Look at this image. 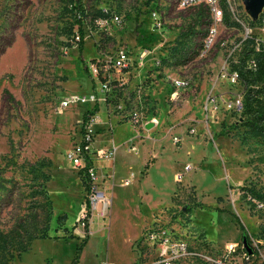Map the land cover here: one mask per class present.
Here are the masks:
<instances>
[{"label":"rangeland","instance_id":"1","mask_svg":"<svg viewBox=\"0 0 264 264\" xmlns=\"http://www.w3.org/2000/svg\"><path fill=\"white\" fill-rule=\"evenodd\" d=\"M229 1L230 27L177 0H0V214L31 206L36 162L53 203L51 238L9 264L75 257L87 191L66 156L96 103L91 152L112 209L106 229L90 226L79 264L134 254L135 264H264V206L250 194L264 191V135L242 125L237 105L243 63L264 50V4L255 18L247 0ZM78 97L86 102L63 107ZM63 214L74 222L67 234ZM217 224L221 239L210 241Z\"/></svg>","mask_w":264,"mask_h":264},{"label":"trees","instance_id":"2","mask_svg":"<svg viewBox=\"0 0 264 264\" xmlns=\"http://www.w3.org/2000/svg\"><path fill=\"white\" fill-rule=\"evenodd\" d=\"M223 10V21L226 26L230 27L233 24L230 22V11L226 0H221ZM197 14L202 15L203 10L197 8ZM210 17V12L208 11ZM81 18H77L78 28L80 31V42L82 41L83 33L81 30ZM211 25V20L207 24ZM208 31L206 32L208 34ZM82 47V44L80 45ZM252 54L250 51L247 56ZM247 67L245 72H240L239 79L243 85V99L240 122L247 130L255 135H264V50L261 49L257 54L252 66ZM99 106L95 105L92 111L86 112L83 115V125L90 122L91 118L97 114ZM228 132L224 130L218 133V136H225ZM83 142V145H86ZM87 164L92 165L91 159H87ZM34 175L31 185L32 204L27 209L13 212L9 219L7 216L0 214V264H9L15 258L21 256L22 253L27 252L32 243L40 239H50V223L53 215V203L46 190L45 182L49 180V176L41 171L42 165L33 163L30 165ZM39 171V173H38ZM85 190L87 191V184L83 181ZM251 198L256 199L264 206V191H250ZM68 217L63 214L57 218L58 224H63ZM235 223L241 231V238H246L248 244L250 243L251 235L248 233L246 227L241 222L238 216H235ZM67 234L68 229L64 228ZM85 237L76 248V255L71 261V264H79L82 252L89 239V228L84 229ZM73 238V236H70ZM243 245V244H242ZM247 252V251H246Z\"/></svg>","mask_w":264,"mask_h":264},{"label":"built area","instance_id":"3","mask_svg":"<svg viewBox=\"0 0 264 264\" xmlns=\"http://www.w3.org/2000/svg\"><path fill=\"white\" fill-rule=\"evenodd\" d=\"M226 1L228 3L229 11L233 10L231 2L229 0ZM199 7H206L216 20H221L223 17L221 0H177L178 10L194 9ZM161 25L162 22H158V26ZM76 39L80 41V36L77 35ZM90 69L93 77L98 79L101 67L98 64H95L92 65ZM78 102H86V99L78 97L75 99L65 100L63 102V107H69L73 103L77 104ZM237 105L242 110V101H238ZM92 122L93 120H90L88 124L82 126L84 131L81 139L73 146L66 156L67 159L82 173L83 181L87 184L88 189L86 206L80 215L79 223L84 229L88 227L89 232L92 224L102 223V227H105L110 218L112 209L111 199L101 185L97 169L93 165L89 166L87 164V159H91L92 139L90 130ZM83 142H86L87 144L83 145ZM103 155L107 160L112 159L115 155L114 149L106 150ZM260 205L263 207V204ZM227 248L229 251H236V249L239 248V245L230 243L227 245Z\"/></svg>","mask_w":264,"mask_h":264},{"label":"crops","instance_id":"4","mask_svg":"<svg viewBox=\"0 0 264 264\" xmlns=\"http://www.w3.org/2000/svg\"><path fill=\"white\" fill-rule=\"evenodd\" d=\"M121 136V135H120ZM120 136H118V137H116L115 138V140H114V142L115 143H117L120 139H121V137ZM107 142H109L110 143V141H107ZM94 144V143H93ZM92 144V145H93ZM103 144V141L100 143V144H98L97 145V147L96 148H98V147H100L101 145ZM91 161H92V165L97 169V171H98V175H99V167L97 166V165H95L94 164V162L96 163V161H98V159L96 158V156L91 152ZM102 174V173H101ZM101 182V181H100ZM103 187V186H102ZM83 210H84V207H82V212H83ZM81 212V213H82ZM81 215V214H80ZM80 215L78 214L77 216H76V220H79L80 218ZM110 219V218H109ZM76 222V221H75ZM96 224H99L101 227H102V223H96ZM68 219H67V224H66V227H67V229H71L73 226H74V222H73V224H71V225H68ZM220 227V228H219ZM104 228V227H103ZM104 229H106V228H104ZM222 229H223V227L222 226H220L219 224H217V228H216V230L214 229V230H212L210 233H208V237H209V240L210 241H218V240H220L221 238H220V235H221V232H222ZM47 240V239H46ZM89 242H87V244H88ZM87 244H86V246H87ZM86 246L84 247V249L86 248ZM83 249V250H84ZM84 252V251H83ZM83 252H82V255L81 256H83ZM98 257V255H96V258ZM102 259V258H101ZM107 261V263H109L110 264V262H108V260H106ZM136 263V261H135V254L134 255H132L131 256V258H130V261H129V264H135Z\"/></svg>","mask_w":264,"mask_h":264},{"label":"water","instance_id":"5","mask_svg":"<svg viewBox=\"0 0 264 264\" xmlns=\"http://www.w3.org/2000/svg\"><path fill=\"white\" fill-rule=\"evenodd\" d=\"M248 1V10L250 13L257 18L262 10V5L264 4V0H247ZM243 247L246 249V251L251 254L252 249L248 245V242L246 238L242 239Z\"/></svg>","mask_w":264,"mask_h":264},{"label":"bare ground","instance_id":"6","mask_svg":"<svg viewBox=\"0 0 264 264\" xmlns=\"http://www.w3.org/2000/svg\"><path fill=\"white\" fill-rule=\"evenodd\" d=\"M227 139V138H226Z\"/></svg>","mask_w":264,"mask_h":264}]
</instances>
